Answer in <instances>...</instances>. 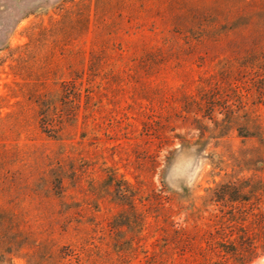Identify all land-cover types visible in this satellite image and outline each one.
Returning <instances> with one entry per match:
<instances>
[{
    "label": "rangeland",
    "instance_id": "1",
    "mask_svg": "<svg viewBox=\"0 0 264 264\" xmlns=\"http://www.w3.org/2000/svg\"><path fill=\"white\" fill-rule=\"evenodd\" d=\"M241 226L264 264V0H0V264H218Z\"/></svg>",
    "mask_w": 264,
    "mask_h": 264
},
{
    "label": "trees",
    "instance_id": "2",
    "mask_svg": "<svg viewBox=\"0 0 264 264\" xmlns=\"http://www.w3.org/2000/svg\"><path fill=\"white\" fill-rule=\"evenodd\" d=\"M228 222L229 221H227V222L221 221V225H224L226 223L228 224ZM225 227L226 226H223V230L225 229ZM239 230L241 231V234L236 235V236H232V233H223L224 235H222V237H221L222 238L221 240L223 243L222 242L216 243V244H218V246H220L222 248L221 249L222 252H224V253L221 252V255H219V253H215L214 251L212 252L213 255L220 256V258L217 257V259H216V261H218V264H231L228 262L230 260V258H232L234 261L243 262V260H245V258L250 253H252L253 249H251V248H253V245L250 248L249 246H247V243H246V241L252 242V241H249L250 236L246 233L244 226H241ZM237 239L241 245V248H239V250L237 249V246L235 243V241L237 242ZM205 242H206V247H208V249H209L210 246L212 245V243H210L209 241H205ZM225 242H227L228 244H225ZM225 248H227V249H225ZM202 249L203 248H201V247L197 248V245H196V250H199V252H197V253H202ZM213 250H215V249L213 248ZM263 253H264V249L262 250V252L260 254H263ZM257 256H258V254L255 257H257ZM206 257H207V255L205 256L204 254H202V260H204V261L201 264H204V262L207 263V262L212 260L211 254L208 256L209 258L207 257V259H206ZM255 257H253L252 259H254Z\"/></svg>",
    "mask_w": 264,
    "mask_h": 264
},
{
    "label": "water",
    "instance_id": "3",
    "mask_svg": "<svg viewBox=\"0 0 264 264\" xmlns=\"http://www.w3.org/2000/svg\"><path fill=\"white\" fill-rule=\"evenodd\" d=\"M258 263H260V261Z\"/></svg>",
    "mask_w": 264,
    "mask_h": 264
}]
</instances>
